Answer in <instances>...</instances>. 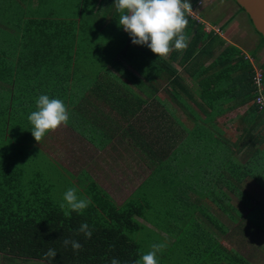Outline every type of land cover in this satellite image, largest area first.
<instances>
[{"label":"trees","instance_id":"16d2710c","mask_svg":"<svg viewBox=\"0 0 264 264\" xmlns=\"http://www.w3.org/2000/svg\"><path fill=\"white\" fill-rule=\"evenodd\" d=\"M113 3L114 0H58V18L27 17L19 20L22 25L13 33L0 29V80L11 86L10 90L0 91V137L4 136L8 126H12L13 132L6 133L13 135L15 140L4 144L0 139V256L13 264L17 261L41 264L43 253L48 248H54L57 255L51 264H110L112 258L118 259L120 264H134L144 252H140V244L132 235L146 231L148 236L153 237L151 245L159 243L161 235L162 243L167 244L165 250H176L170 258L179 259L181 264H247L201 226L195 215L202 214L208 225L225 235L227 230L223 224L206 207L211 205L222 210L220 202L225 194L221 188L235 194L245 178L254 176L261 181L259 178L264 175V110L258 111L253 103L256 96L264 97V71L261 70L264 65L258 70L262 74L263 85V91L259 93L252 84L257 69L249 59L242 62L246 58L242 51L237 47L235 49L242 55L241 59H227L228 45H224L213 32L204 33L202 25L197 27L189 19L187 27H195L196 32L180 57L179 65L183 67L184 62L189 64L187 75L199 91L203 102L200 110L204 113L207 110V118L202 122L208 127L218 117L238 106L250 104L238 121L241 132H238L236 140L239 145L235 141L219 142L209 128L195 124V148L192 145L187 148L181 141L175 151H167L170 146L167 139L160 138L162 143L158 146L148 136L152 131L148 132L147 124L151 125L150 120H157L158 117L150 115L143 123L142 128L148 135L137 132L130 123H126L124 128L118 125L135 115V111L130 113L126 108H119L126 104L124 101L113 103L122 121H114L113 126L118 125V128L109 136L104 130L88 127L86 118L94 121L95 124L89 123L91 127L102 125L97 119L102 115L99 105L108 100L113 84L88 80L85 71L111 54L105 49L110 42H115L110 46L121 42V50L124 49L130 66L142 70L148 80L150 70L149 65L135 62V57L149 56L150 50L147 48L145 54H141L130 48L129 34L118 25L120 13L115 7L113 13H108ZM14 11L19 12L18 9ZM248 21L252 25L249 18ZM106 30L112 31L107 33ZM103 33L105 37H102ZM255 33L264 43L262 36ZM91 42L101 48L90 50L88 44ZM180 51H172L166 61L158 58V74L164 79L172 75L169 84L174 88L181 85V78L167 61H175ZM11 55H17L16 62ZM206 62L209 64L204 67ZM218 64L220 72L208 74ZM13 73H25V76L21 80V76L13 77ZM180 87L188 96L189 93ZM40 95L63 100L70 113L67 127L84 139L100 144L101 148L118 134L121 142L133 145L140 138L136 145L146 154L151 172L136 193L125 199L122 205H117L96 184H92L90 191L85 192L84 189L85 197L91 198V205L82 214L71 213L70 217H65L59 207L62 197L58 194L57 203L49 190L52 184L47 182V177L51 180L56 172L58 189L64 193L71 187L79 186L78 181L74 182V178L70 177V172L61 170L58 161L52 157L49 160L51 165L44 167L46 170L35 164V171L27 174L19 167V163L29 160L27 155L33 158L39 150L36 149L37 142L29 146L32 126L27 117L36 110L35 101ZM169 99L181 105L186 103L178 91ZM135 100L134 105L144 102L139 96ZM159 102L169 112L165 102ZM192 115H195L194 112ZM160 136L157 135L158 138ZM191 139L192 135H188L189 142H192ZM11 152L16 153L12 156ZM238 153L243 156L253 153V158L242 163L235 159ZM62 171L68 177H64ZM192 196L202 197L204 202L208 200L207 206ZM149 211L155 212L151 218ZM223 212L226 213L225 210ZM82 223H87L92 230L90 239H85L82 233L77 234ZM155 236L157 240H154ZM65 238L81 243V250L74 252L71 246H63ZM43 264H49V261H43Z\"/></svg>","mask_w":264,"mask_h":264},{"label":"crops","instance_id":"0c3cea01","mask_svg":"<svg viewBox=\"0 0 264 264\" xmlns=\"http://www.w3.org/2000/svg\"><path fill=\"white\" fill-rule=\"evenodd\" d=\"M218 1L220 0H196V1L189 0V3L191 4L192 6L191 8L195 13H197L198 15L201 14L205 15L204 4L207 3L210 5L211 4L214 5ZM0 7H1L0 29L2 30L6 29L8 30L9 33H13L15 30L18 29V27H20V25H22V23H20L19 21L20 19H26L27 17H30V19H41L43 17L58 18V10L53 4L50 3V0H0ZM111 8L114 9V5ZM16 9L19 10L18 13H15L14 10ZM240 14H245V13L244 12L241 13L239 9H235L232 12L226 14L225 15L226 17L224 18L221 17L222 22L218 23L217 25L213 24L214 26L212 27L220 29L222 35H216V34L213 35L224 41L225 42L224 45H226V43L230 44L234 42L233 45H235L238 49H240L243 55L245 53L244 51L246 50L254 51L256 53L258 51L264 53V48H260L261 44L257 40L258 38L256 37V33L254 29L249 30V27L247 28L246 26H244V31L241 30L240 28L237 29L234 28L235 26L234 24L239 20ZM205 23L208 24L207 22ZM195 26L198 27V25ZM202 31L206 33L204 28L202 29ZM252 31L254 33L251 35ZM195 32H196L195 27L189 28L186 26L184 30V34L188 38V43ZM233 34L237 36L233 37L232 36ZM250 39L255 40V42L252 45V49L249 50L248 47H249V42H251ZM129 44L131 45L130 48L133 49L136 53L139 51V53L145 54L144 51L148 48L146 45H134L132 44V42H129ZM121 46L122 44L121 45L115 44L114 46H109L108 48H105L106 50H109L111 54L106 58L99 59L98 61L100 62V64H98L97 62L96 64L93 65L94 66L93 68H88L85 71V76H86L85 78H87L88 80H96L98 82L109 81L110 83L113 84V87L110 90L115 92V94H111L110 96H108V100L105 102V104L99 105V108L102 111L101 112L102 115H99L97 119L101 121L102 125H97V127L96 126L91 127L89 123L95 124L94 121L91 122L90 121L91 119L86 118L88 127L92 129L97 128L102 131L104 130L110 136L113 135V131L118 128V125L122 126L121 128H124L126 123H130L133 125L134 129L137 132L141 131L144 132L146 135H148L147 133L151 130L152 132L151 133L149 132L148 136L150 137V140L154 144L155 143L156 145L158 144V146H160V144L162 143L160 138L167 139V143L170 144L167 151H172V150L175 151L177 145L181 141L185 143L187 148L190 145L194 147L196 136H195V127L192 128V126L198 124L199 126L209 128V130L213 132L214 135L218 138L219 142L225 141L229 143V141L227 139H224L223 136V134L229 130L227 128L220 127V125L218 124V119L226 115H230V113L240 112L246 107L245 105L238 106L234 110L218 117L208 127V125L202 122V120L207 118L206 116L207 110L206 113L200 110L203 102L199 98V91L195 87L196 84L193 81V79L187 75L188 72L186 69L189 66V64L188 63L186 64V62H184L183 67H180L179 65V60L180 57L183 55V53H180L178 57L174 59L175 61L172 60L167 61L178 72L179 77L181 78V85H176L175 86L176 88H174L172 85L169 84V81L173 79L172 75L169 76L171 77V79H169V77L164 79L162 75L160 76L158 74L159 57L154 55L151 51L149 56L145 54L143 58L135 57L136 61H142L143 63H145L144 65L150 66V70H149L150 82L145 77L140 78L137 77V75L132 78H129L128 75H126L128 81H124V79L122 81L121 80L122 76L117 72H114L113 70V67H117V66H121V67H127V65L130 66L129 59H126L124 49L121 50ZM180 52H182V50ZM16 56L17 55L12 56L15 62L17 60ZM168 57L169 56L164 58V60L165 61L168 60L169 59ZM124 60L126 62H124ZM208 64L209 62H206L204 64V67ZM15 65L16 68H18V63ZM129 66L128 68H130ZM189 70L192 71L191 69ZM131 72L136 74L134 69ZM25 73L22 74L13 73V77L21 76V80H22V78L25 76ZM110 73L111 75H109ZM0 83L3 84L5 82L0 80ZM192 83L194 87L190 86V84ZM3 85L4 87L0 86V91L10 90L11 88L10 85L6 84V87L5 84ZM144 85H147L149 87L143 90V93L138 92L139 97L144 102L141 101L140 105L132 104L133 102H137V101L132 98L131 93L136 91L137 87ZM180 86L183 87L184 91H187V93H189L188 96L181 91ZM124 89L127 91V94L126 96L121 97L123 94H119V93L124 92ZM176 91H178L179 95L183 97L186 101V103L182 105L178 101H176V105H179L180 107L184 108V110H186L188 113V116H186V122H184L181 119V117H179L176 114L174 107H172L171 105V103L174 105L175 102L169 99V96L172 97V94H175ZM159 100H161V102H165L166 104L165 107L169 109L168 110L169 112L165 111L162 105H160ZM120 101H124L126 103L125 105L119 106L120 109L126 108L130 110V113L135 111V115L132 116L131 119H125L124 121H122V119L119 117L118 112L114 108L113 103L116 102L118 104ZM167 101H169L170 104H167L166 103ZM195 103H197L198 106H196ZM203 108L206 109L204 106ZM193 112L195 115H192ZM150 115L154 117H158V119L157 120L151 119L150 120L151 125L147 124L148 132L147 131L145 132L142 126L143 123L144 124L146 123L145 122L146 119H149ZM114 121L115 122L122 121V122H120L116 126H113ZM167 125L170 126L169 129L165 131L163 128L164 126ZM64 127H66L67 130H70L67 126ZM70 131L75 136H78V138L80 139L82 138V139L81 140L79 139L77 143H72V144H76V146H72L69 150L74 151L75 148H77V150H75L76 151L75 155H72L71 158L66 159L69 160V164H67L68 166L67 167L62 166L59 163L58 165L61 168V170L63 169L70 172L71 174L70 177L74 178L73 179L74 182L78 181L77 185H79V187L83 190L86 189L85 192L90 191L89 187H91L92 184H96L104 193L108 195V197H110L117 205L120 206L122 205L125 199L136 193L135 192L136 189L143 183L144 180H146L149 177L151 172V167H149V160L146 154L142 152L141 148L136 145L137 143L140 142L139 141L140 138L139 139L136 138L137 142L136 144L133 145V143L128 144L126 142H121L120 141L121 138L118 134V136L112 137L110 142L106 144L103 148H101L100 147L101 145L98 143L94 142L95 143L94 145V143L91 142V139H84L85 137H82V135H79L72 130ZM88 135L89 137H91L92 133ZM157 135H161V136L158 138ZM188 135H192L193 138L191 139L192 142H189ZM188 142L190 144H188ZM235 142H237L238 145L240 143L237 140H235ZM86 147L88 148L87 149L88 152L85 149ZM106 151L112 153L115 152V154H118L119 156L126 155L128 159L132 158L134 160L133 161L134 164H136V160H137L139 166L145 167L146 171L150 170V172L142 181L137 183L136 186H132V183L130 184L128 183V181H126L129 180V178L125 176L124 172L123 173L121 171L114 172V169H116L117 167L119 168V166L114 163L115 160L111 156L105 155ZM98 155L99 158L97 157ZM245 156L248 159H251L253 158V153H247L245 154ZM235 159H237L236 156ZM113 165H114V169H112ZM124 166L127 171H131L130 173L133 174L135 170V167L133 165L125 164ZM62 172H63L62 175L64 177H68L64 171ZM113 172L114 174L121 173L122 176L119 179H115L114 177L116 176V174L113 177ZM139 176L141 178V175ZM247 179L249 180L246 183L245 181ZM259 179H261L260 182H264V175ZM114 180H119L121 187L116 186ZM256 182L258 183L259 181H257L256 178H254V176L245 178L244 183L242 182L241 184L242 185L246 184V185L242 187V185L240 184L242 188L239 186L235 194L232 193L231 191H227L226 189L221 188V192L225 194V198H222V201L220 202L222 204V210H219L217 207L211 205L207 206L206 204L208 200L204 202L201 199L202 197L192 196L194 200H198L200 203L207 206L206 208H209L210 210L209 212L211 213V215L216 220H218L219 223L223 224L225 230H227L225 235L219 233L218 231H217L218 233H216L217 235L213 233L216 239L219 242H221L225 248L227 247L226 245L228 244L227 249L236 252L241 258H243L247 262V264H264V189L257 186ZM260 186H264V185H260ZM128 188H130L129 194L126 197L122 196V200H120L118 198V195L122 194L121 192L123 190L128 191L127 190ZM190 200L192 201L191 198ZM224 210L226 213L223 212ZM195 218L197 219V221L201 226L207 228V230L212 233V230L208 227L210 226L208 225L209 223L207 222L206 218L202 216V214L197 213L195 215ZM232 233H235L237 235L232 236L233 235ZM217 236H220V239ZM173 241L174 240L172 239L171 242Z\"/></svg>","mask_w":264,"mask_h":264},{"label":"rangeland","instance_id":"374dc122","mask_svg":"<svg viewBox=\"0 0 264 264\" xmlns=\"http://www.w3.org/2000/svg\"><path fill=\"white\" fill-rule=\"evenodd\" d=\"M193 1H196V0H193ZM50 3L53 4L58 10V0H50ZM0 9H1V7H0ZM204 9H205V15L201 14V15H198V16H200L203 19V21L207 22L210 26H214L213 24L217 25L218 23L222 22V18L221 17H223V18L226 17L225 16L226 14L232 12L235 9H238V7L232 0H220L214 5L213 4L210 5V4L205 3L204 4ZM113 12H114V10L112 8V12L110 10L108 13H113ZM241 13H243V12H241ZM218 15H220V16H218ZM111 16H112V14L110 15L109 18H107L106 23L109 22L108 20L111 18ZM187 19L189 20L188 17H187ZM239 20L234 24L235 25L234 26L235 29L240 28L241 30L244 31V26H246L247 28L249 27V30L253 29L252 25L248 21V17H247L246 14H240L239 15ZM192 23L197 25L195 23V21H192ZM227 25H228V23H227ZM105 28H104V30H105ZM110 31H112V30H106L107 33L110 32ZM253 33L254 32L252 31L251 35ZM232 36L235 37L237 35L233 34ZM102 37H105L104 33H103ZM256 37L258 38L257 40L261 44L260 48H264V43L262 42L261 38L257 34H256ZM250 41L251 42H249V47H248L249 50L252 49V45L255 42V40L250 39ZM94 43L95 42H91V43L88 44L90 50H97V49L101 48V46H96ZM112 43H115V42H110L109 44H106L105 48H108ZM118 44L121 45V42L118 43ZM224 44H225V42H224ZM233 44H234V42H232L230 44L226 43V45H228V47H227L228 48L227 49L228 54H226L225 57L227 59H229V60L231 58H239V59H241L243 54L241 53L242 55H240L239 51L235 50L236 46L233 45ZM235 44H236V42H235ZM103 45H105V43H103ZM113 46H114V44H113ZM246 47H247V45H246ZM232 52H234V53H232ZM244 52H245L244 56L246 58H243L242 62H245L246 61L245 59H249L250 57L253 56L255 59H253V58H250V59L252 60V63L254 64V68L255 69L259 70V67L261 65H264V53L259 52V51L256 53L254 51H248V50H246ZM179 53H184V49H182V52H179ZM237 53H239V54H237ZM124 62H126V61L124 60ZM135 62L137 64H143L142 61H138V62L135 61ZM98 64H100L99 61H98ZM128 66L129 65H127V67H121V66L113 67L114 72H117L118 74H120L122 76L121 77L122 81H123V79H124V81H128V78L126 77V75H128L129 78L135 77L136 75H137V77H140V78L144 77V73H142V70L140 71L138 67L134 66V70L136 72V74H135V73L131 72V71H133V67L129 66L130 68H128ZM141 69H143V68H141ZM261 70L264 71V66L261 67ZM215 72H217V73L220 72V65L219 64L216 65V68H213V69L209 70L208 74H212V73H215ZM109 75H111V73ZM148 81L150 82V80H148ZM136 82H137V79H136ZM3 84H5V83H3ZM3 84L0 83V86L4 87ZM190 86L194 87L193 83L190 84ZM5 87H6V84H5ZM148 87L149 86H147V85L137 87L136 88L137 90L131 93L132 98L135 99L137 96H139L138 92L143 93V90L147 89ZM8 88H9V86H8ZM110 92H111V94H115V92H113L111 90H110ZM119 94H123L124 96H126L127 91L124 89V92L119 93ZM166 103L170 104L169 101H167ZM171 105H172V107H174L176 114L179 117H181V119L184 122H186V116H188L187 111L184 110V108L180 107L179 105H176V102L174 103V105L171 103ZM249 105L250 104L246 105L245 108L247 109V107ZM245 108L243 110H241L240 112L230 113V115H226V116L218 119V124L220 125V127H224V128H227L229 130V131L225 132L224 138L227 139L231 143H234V141L237 139L239 133L241 132L240 130H238V126H240V123H238V121H239L240 116H242L244 111L246 110ZM169 126L167 125V126H164V128L163 127L162 128L166 131V130L169 129ZM192 128H194V126H192ZM12 130H13L12 126H8L6 131L8 133H12L13 132ZM6 131L3 133L4 136L0 137V139L3 140V143L4 144H9L10 142H15V140L13 138L14 136L13 135L12 136L8 135L6 133ZM178 132H180V131H178ZM76 138H78V136H75L70 130H67L66 127H64V126H61V127L57 128L54 131H51V134L46 135L43 139H41L40 143L38 145H36V149H39V150H37L35 152V157L31 158L30 156L27 155L26 158H28L29 160H26L25 162L19 163V167H21L23 170H26L27 174H31V173H33L35 171V166H34L35 164H39L42 167L43 170H46V169H44V167H47V166L51 165V163L49 162L50 157H52L53 159L58 161V163L61 164L62 166L67 167L68 166L67 164H69V160H66V159H69V158H71L72 155L76 154L75 150H77V148H75L74 151H70L69 150L72 146H76V144H72V143H77V141L80 139V138H78V139H76ZM28 143H29V146L32 143L33 144L36 143V141L33 139L32 135H31V138H30ZM69 143H71V144H69ZM113 147H115V146H113ZM85 149L87 150L88 148L86 147ZM8 150H11V149H8ZM87 152H88V150H87ZM15 153L16 152H11V155L13 156ZM79 154H82V153H79ZM105 155L106 156H111L115 160L114 163L119 166V168L117 167L116 169H114V165L112 166V169H114V172H120V171L122 173L124 172L125 176L127 178H129V180H126V181H128V183H130V184L132 183V186H136V184L139 183L140 181H142L148 175V173L150 172V170L146 171L145 167L139 166L138 163H137V160H136V164H134V162H133L134 160L132 158L128 159L126 157V155L119 156L118 154H115V152L112 153V152H109V151L108 152L106 151ZM235 156H236L237 160H240V162H242V163H247V162H249L252 159V158L248 159L246 156H243V154H240V153L236 154ZM97 157L99 158V155ZM125 164L133 165L135 167V170H134L133 174L130 173L131 171H127L125 169V166H124ZM252 167L256 168V166H252ZM114 172H113V177L116 174V176L114 177L115 179H119L122 176L121 173H119V174L115 173L114 174ZM139 175H141V178H140ZM55 177H56V172L54 173V178L51 177V180H48V177H47V182L52 184V186L49 188V190L51 191L52 195L54 196L55 200L58 203V194L60 195V197H62L63 193H61V190L58 189V179H55ZM248 180L249 179H247L245 182L247 183ZM114 183H115L116 186L121 187L119 180H114ZM258 183L260 185H264V182H260L259 181ZM258 183L256 182L257 186H259V187L264 189V186H260ZM245 185H242V187H244ZM76 189L78 190L77 191V195L78 196L85 197V193H84L83 189H81L79 186H77ZM127 190L128 191H124L123 190L121 192L122 194L118 195V198L120 200H122V196L126 197L129 194L130 188H128ZM150 198H153V196H150ZM149 212L151 214V215H149L150 218L152 217V215L154 216L155 212H152V211H149ZM158 214H161V213L158 212ZM220 220H221V217H220ZM208 227L212 230V233L217 235L216 233H218V232L215 229H213L210 226H208ZM148 228H151V227L148 226ZM163 228H165V227H163ZM161 230L162 229H160V233L162 234ZM155 232H156V230H155ZM160 233H158V234L160 235ZM155 237H156V239H154V240H157L158 237L157 236H155ZM160 237H162V236L161 235L159 236V241L158 242L162 243ZM217 237L220 239V236H217ZM132 238L139 242V244H140V252H144L145 253L146 251L150 250V246H151V242H152L151 239L153 237L152 236H148L146 231H144V232L138 231V232H136V233H134L132 235ZM226 246H227L226 248H228V244ZM182 251H187V250H182ZM171 253L175 254L176 250H173V249L169 250L167 248L166 250L164 249L163 252L158 253L157 254L158 264H181L179 259H177V258L171 259L170 258ZM31 262H34V261H31ZM0 264H13V263L6 262L0 256ZM16 264H37V263H24V262H18L17 261Z\"/></svg>","mask_w":264,"mask_h":264},{"label":"clouds","instance_id":"9594fccd","mask_svg":"<svg viewBox=\"0 0 264 264\" xmlns=\"http://www.w3.org/2000/svg\"><path fill=\"white\" fill-rule=\"evenodd\" d=\"M113 5L120 13L118 25L129 34L132 44L146 45L160 58H166L172 51L188 46L184 30L188 24L187 15L192 11L189 0H114ZM35 105L36 110L27 119L32 126L31 135L39 144L46 133L67 126L70 113L63 100L48 95H40ZM77 191L71 187L62 195L59 207L65 217H70L71 213L82 214L92 203L90 197H80ZM81 233L85 239L91 238L92 230L87 223L79 226L77 234ZM63 246H71L74 252L82 248L81 243L70 238L63 239ZM166 247V243H153L150 250L140 254L134 264H158L157 254ZM56 255L54 248H48L43 253V261L51 264ZM110 264H120V261L112 258Z\"/></svg>","mask_w":264,"mask_h":264},{"label":"water","instance_id":"95a60500","mask_svg":"<svg viewBox=\"0 0 264 264\" xmlns=\"http://www.w3.org/2000/svg\"><path fill=\"white\" fill-rule=\"evenodd\" d=\"M250 19L253 28L264 39V0H234Z\"/></svg>","mask_w":264,"mask_h":264},{"label":"built area","instance_id":"2783aa9c","mask_svg":"<svg viewBox=\"0 0 264 264\" xmlns=\"http://www.w3.org/2000/svg\"><path fill=\"white\" fill-rule=\"evenodd\" d=\"M192 21H195L197 25H202L206 33L213 32V34L216 35H222L220 29L210 26L209 24H206L200 16H198L197 13H195L193 10L188 13L187 15ZM252 84L255 85L257 88V91L261 93L263 91V85H262V74L256 70L254 76L252 77ZM254 105L257 107L258 111L264 110V97L263 95H258L253 100Z\"/></svg>","mask_w":264,"mask_h":264}]
</instances>
